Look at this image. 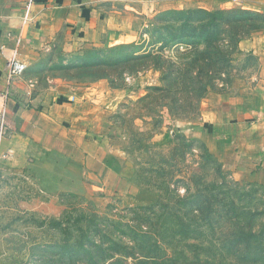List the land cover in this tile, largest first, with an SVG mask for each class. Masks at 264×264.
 Masks as SVG:
<instances>
[{
    "label": "rangeland",
    "instance_id": "rangeland-1",
    "mask_svg": "<svg viewBox=\"0 0 264 264\" xmlns=\"http://www.w3.org/2000/svg\"><path fill=\"white\" fill-rule=\"evenodd\" d=\"M123 23L128 42L61 36L27 52L23 74L36 92L67 89L81 98L80 115L60 132L58 149L1 163L0 264H71L78 226L86 246L94 239L116 248L95 264H149L130 239L139 224L151 230L163 263L264 264V183L234 169L229 147L213 148L200 135L241 94L258 97L264 9L218 6ZM141 54L150 55L144 64L124 61ZM7 154L0 149V160ZM181 200L193 209L212 204L210 215L184 218L195 221L185 236L169 228L177 219L168 214L150 223V209L132 210L161 202L167 211ZM81 214L88 219L77 225ZM76 264L90 263L78 256Z\"/></svg>",
    "mask_w": 264,
    "mask_h": 264
},
{
    "label": "crops",
    "instance_id": "crops-1",
    "mask_svg": "<svg viewBox=\"0 0 264 264\" xmlns=\"http://www.w3.org/2000/svg\"><path fill=\"white\" fill-rule=\"evenodd\" d=\"M218 6L261 11L264 0H0V90L9 94L6 127L0 133V149L8 152V160L2 159L0 168L1 163L10 160L29 161L30 155L44 149H58L60 132L66 127L72 128L80 115L75 108L81 98L70 97L67 89H49L44 95L37 93L23 73L9 82L10 56L26 68L28 51L50 45L61 36L83 45H105L108 41L104 37L117 43L128 42L124 40L128 33L122 32L127 29L123 18L137 17L145 23L157 13L209 11ZM134 27L137 30L138 24ZM84 93L87 92L83 90L79 94ZM249 94H241L242 99L234 100L224 113H215L212 127L202 126L200 135L213 148L229 147L234 169L253 181L264 183V82L256 99L251 100ZM94 162L104 164L98 159ZM106 173L118 176L113 170ZM119 177L120 174L119 181L124 180Z\"/></svg>",
    "mask_w": 264,
    "mask_h": 264
},
{
    "label": "trees",
    "instance_id": "trees-1",
    "mask_svg": "<svg viewBox=\"0 0 264 264\" xmlns=\"http://www.w3.org/2000/svg\"><path fill=\"white\" fill-rule=\"evenodd\" d=\"M150 55L149 54H141V55H133L132 57H130L127 60L124 61H128L129 62H133L134 64H144L146 63V61L149 59ZM117 63V62H116ZM100 63H98L97 65H99ZM94 66V67H98V66ZM169 189L168 186L166 187V190ZM168 192V190H167ZM169 194V192H168ZM184 200H181V204L178 206V208H170L169 210L165 211L162 210V208H164V206L161 205L160 202V206L157 208L154 205H149V206H137L135 208H133V211H141L143 208L145 209H150V214L147 215V220L150 221V223H153V221H157L162 219L163 215L168 214L167 216V220L169 217H172L173 220L177 219L176 222L171 221V226H169V228L172 229V224H176L173 227V230L176 229L174 232L176 234H180L181 236H185L186 235V231L190 230L191 228V224L194 223V219H190L188 222L184 221V218H186L189 214H193L195 217H197L196 215H210V212H212V208L211 205L212 204H207V207H203L201 204L197 205L198 203H195L196 208H191V207H187L188 204H186V202H183ZM192 203V204H193ZM191 204V203H189ZM166 207V206H165ZM200 208V209H199ZM202 208H205V212L203 214H200L203 212V210H201ZM157 209V210H156ZM162 210V211H161ZM186 215V216H185ZM207 218V216H205ZM87 218V216L85 214H81L79 218H77L75 220V224L79 225L80 222L85 221ZM152 219V220H151ZM154 221V222H155ZM59 225H61V222L58 223ZM134 227V226H133ZM130 228V225L128 224L126 226V230L128 231H133L134 228ZM151 228L155 227V226H150ZM94 230L96 231V226L92 225L91 227L89 226L87 228V230ZM139 232H133V235L130 236L131 241L137 246V248H139L140 253L142 255V258L145 262L149 263V264H168L170 262L166 261L165 263H163V260L161 259L162 257L159 256V246H158V242L156 241L155 237L153 236V234L151 233L150 229H142L140 228V224H139ZM85 230H83L81 227H77V229H75V235H74V244H73V248L70 249V256H69V261L71 264H76L77 260H78V256H83L84 258H87L89 260L90 264H95L96 261V255L97 256H101L104 255L106 253V249H113L116 250V248H112V247H106V248H102V242H96L94 241V239H91L89 241V245L90 246H86V238L89 239V237H86L85 235H79L78 233H84ZM157 232V231H156ZM127 234V233H126ZM157 234V233H156ZM158 235V234H157ZM170 235V233L167 234V236ZM162 236H166L165 234H163ZM81 237H83L85 240H81ZM163 238H167V237H162ZM117 245V243L115 244ZM86 246V247H85ZM95 260V261H94ZM145 264V263H144Z\"/></svg>",
    "mask_w": 264,
    "mask_h": 264
},
{
    "label": "built area",
    "instance_id": "built-area-1",
    "mask_svg": "<svg viewBox=\"0 0 264 264\" xmlns=\"http://www.w3.org/2000/svg\"><path fill=\"white\" fill-rule=\"evenodd\" d=\"M8 71L7 78L11 82L15 78L19 77L25 70V64L18 61L15 57L10 56L8 59ZM9 94L6 90H0V133L5 130L6 127V107L8 103ZM1 162V160H0Z\"/></svg>",
    "mask_w": 264,
    "mask_h": 264
}]
</instances>
